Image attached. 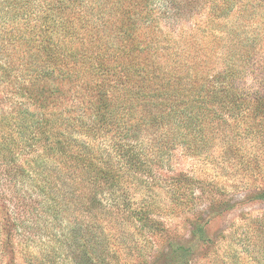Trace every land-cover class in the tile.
<instances>
[{"label":"trees","instance_id":"1","mask_svg":"<svg viewBox=\"0 0 264 264\" xmlns=\"http://www.w3.org/2000/svg\"><path fill=\"white\" fill-rule=\"evenodd\" d=\"M253 1L0 0V264L238 263L207 218L240 201L172 159L264 170Z\"/></svg>","mask_w":264,"mask_h":264},{"label":"rangeland","instance_id":"2","mask_svg":"<svg viewBox=\"0 0 264 264\" xmlns=\"http://www.w3.org/2000/svg\"><path fill=\"white\" fill-rule=\"evenodd\" d=\"M249 1V4L255 3L253 0ZM237 3L240 5V11L246 13V6L244 5L247 0H238ZM256 8L260 7L257 6ZM256 23L253 20L252 28L258 31L261 27ZM0 105L1 107H8L9 102L6 101ZM172 166L176 170L182 169L195 176L206 177L210 180L218 179L217 186L222 185L224 187L225 197L234 199V202L240 201L231 210L224 211L219 216L206 217L208 220L207 228L210 233L214 234L218 231L223 233V237L219 238L217 244V246L219 245L218 255L228 261L232 249L235 251L237 264H264V201L243 199L245 186L264 183V170L254 171L251 175L243 173L240 169L230 167L222 170L220 163H209L202 158L187 157L178 153L172 159ZM166 224L172 234L176 232L184 237L188 235L189 225L184 215L167 217ZM234 230L235 236L231 241L226 235ZM249 236L250 239L247 238ZM229 245L231 246L229 247ZM210 256L213 254H206L199 260L210 264Z\"/></svg>","mask_w":264,"mask_h":264}]
</instances>
